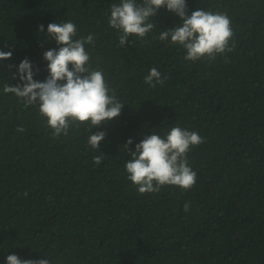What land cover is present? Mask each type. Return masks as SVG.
<instances>
[{
    "label": "trees",
    "instance_id": "16d2710c",
    "mask_svg": "<svg viewBox=\"0 0 264 264\" xmlns=\"http://www.w3.org/2000/svg\"><path fill=\"white\" fill-rule=\"evenodd\" d=\"M119 3L0 0V50L13 54L0 61V264L12 254L51 264H264V0H187L189 15L203 9L232 21L233 51L211 62L185 60V49L159 39L181 23L166 8L143 40L120 46L108 22ZM68 21L75 38L94 36L85 46L91 67L125 105L107 125H73L54 138L38 106L3 88L23 83L25 58L34 79L46 80L43 54L59 48L48 25ZM153 67L167 77L155 88L144 80ZM176 126L204 140L187 153L195 185L140 194L124 145L132 139L134 151ZM98 131L107 133L101 151L88 144Z\"/></svg>",
    "mask_w": 264,
    "mask_h": 264
},
{
    "label": "clouds",
    "instance_id": "9594fccd",
    "mask_svg": "<svg viewBox=\"0 0 264 264\" xmlns=\"http://www.w3.org/2000/svg\"><path fill=\"white\" fill-rule=\"evenodd\" d=\"M161 8L180 18L181 23L162 31L161 41H171L186 50L185 60L206 59L211 62L217 56H226L233 51L230 46L234 31L232 21L226 13L195 10L188 14L187 0H120L110 8L109 26L118 30L120 46L130 41V36L143 40L155 27L151 18L157 16ZM43 33L44 26H39ZM47 36L59 46L43 54L47 63L48 77L44 81L34 79L33 64L25 58L17 72L22 84H5V94L13 93L28 106H38L41 116L46 117L47 126L53 130V137L67 136L71 126L87 124L91 129L107 125L121 115L125 103L121 102L107 84L102 71L94 70L86 45H94L92 34L75 38L77 28L71 21L50 23ZM11 51L0 50V61L10 60ZM12 67V66H10ZM38 71V69H37ZM167 77L153 67L145 76V83L155 88L162 85ZM23 132V127L17 129ZM107 133L91 132L88 144L100 150V144ZM204 143L195 131L172 127L166 136L153 131L130 148L132 139L124 145L131 159L125 164L127 178L137 187L140 194L159 192L162 186H179L190 190L196 183L197 173L188 164L187 153L193 146ZM104 157L95 156L99 165ZM27 196V193H24ZM190 208L185 203L184 210ZM7 264H51L50 260L21 259L18 255H8Z\"/></svg>",
    "mask_w": 264,
    "mask_h": 264
}]
</instances>
